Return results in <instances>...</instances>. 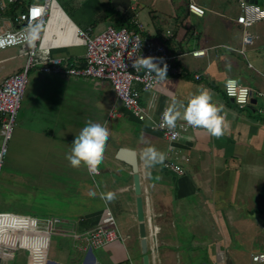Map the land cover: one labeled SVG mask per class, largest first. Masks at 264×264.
I'll return each mask as SVG.
<instances>
[{
  "label": "crops",
  "instance_id": "crops-1",
  "mask_svg": "<svg viewBox=\"0 0 264 264\" xmlns=\"http://www.w3.org/2000/svg\"><path fill=\"white\" fill-rule=\"evenodd\" d=\"M110 1L63 0L65 6L60 4L76 22L94 27L95 15ZM161 1V6L157 3L151 8L153 0H120L128 10L116 9L132 15L142 25L144 36L164 42L190 71L185 76L166 74L152 91L142 93V105L158 116L173 99L186 103L204 87L210 90L213 102L224 106L228 127L219 138L192 128L174 142L175 161L184 173L168 170L164 164L146 168L143 149L154 146L167 154L170 142L149 121L138 120L117 102L109 80L40 69L51 56L76 63L84 60L86 47L78 42L70 19L64 15L52 23L37 52L42 74L33 77L31 89H26L16 122L29 139L39 141L41 147L33 161L56 164L50 171L64 173L47 178L71 180L65 181V198L58 201L63 212L43 215H56L64 221L62 230L52 236L49 264H144L134 170L118 158L120 148L136 151L141 196L152 216L150 232H146L150 264H264L253 260L254 254L264 252V97L255 95L250 105L240 107L224 92L228 78L264 91V20L252 27L256 40L241 53L236 49L242 47L244 31L232 21L240 11L237 0H196L206 8L204 16L190 13L188 0ZM252 1L264 7V0ZM15 26L10 8L0 14V32ZM167 30L171 35H166ZM27 48L0 50V81L24 66ZM204 48L205 54L192 55L193 50ZM195 73L201 78L196 79ZM115 105L121 115L109 118L108 111ZM89 120L107 121L110 128L102 171L108 169L107 164H116L127 173L121 182L107 186L108 192L118 194L113 199L120 212L117 221L127 239L105 248L78 250L70 230L93 228L107 207L112 210L93 191L89 181L95 175L84 165L72 168L65 159ZM21 257L17 261L25 264V254Z\"/></svg>",
  "mask_w": 264,
  "mask_h": 264
},
{
  "label": "built area",
  "instance_id": "built-area-1",
  "mask_svg": "<svg viewBox=\"0 0 264 264\" xmlns=\"http://www.w3.org/2000/svg\"><path fill=\"white\" fill-rule=\"evenodd\" d=\"M18 1L20 0H0V14ZM237 2L240 11L232 18V21L241 25L244 34L242 47L233 49L245 53L246 46L253 44L256 40L252 27L264 20V7L252 0H237ZM187 9L198 16H204L207 11L196 0H188ZM64 15L73 23L78 42L84 43L86 47L84 60L82 63H76L65 61L60 56H51L40 65V69L47 73L109 80L117 102L138 120L149 121L151 127L161 131L170 142L171 148L167 152L164 167L179 174L184 173L182 165L175 161L174 142L193 127L179 119L175 129L159 127L167 107L163 108L158 116H154L142 105L141 95L144 91H152L160 80L155 78L154 72L149 73L143 68L137 71L133 68V63L138 57H152L153 62L159 67L167 66V75L190 74V71L178 59V54L172 52L164 42L144 36L142 25L137 22H135L136 28L117 27L110 24L100 31H95L92 26H84L76 22L64 10L59 0H28L14 19L16 26L0 32V50L12 46L28 45L24 66L0 81V128L4 138L0 147V175L7 152V142L12 136L28 86L29 72L38 64V49L49 26ZM32 25L40 26L41 39L29 45L24 40V36L26 30ZM166 35H171V30H167ZM203 54H205V48L192 51L193 56ZM194 77L200 79L201 74L195 73ZM224 92L240 107L250 105L255 95L264 97V91L244 85L236 78L226 80ZM120 115L121 110L116 105L108 111L109 118H116ZM63 222V219L56 215L40 217L29 213L0 211V264H14L18 252L25 254V264H49L52 236L62 230ZM70 235L74 247L78 250L105 248L113 242L118 240L124 242L127 239L120 230L116 216L108 207L96 226L84 231L73 228L70 230ZM253 260L263 262L264 252L254 254Z\"/></svg>",
  "mask_w": 264,
  "mask_h": 264
},
{
  "label": "rangeland",
  "instance_id": "rangeland-1",
  "mask_svg": "<svg viewBox=\"0 0 264 264\" xmlns=\"http://www.w3.org/2000/svg\"><path fill=\"white\" fill-rule=\"evenodd\" d=\"M59 1L62 6H65L63 0ZM175 1L180 2L182 0ZM110 2L111 3L108 4L106 3L99 13L95 15V18L93 19L94 30H101L108 24L115 25L118 15L121 14V12L116 11V9L120 11H122L121 8L128 10L126 4L124 2L121 3L120 0H111ZM161 2V0H153V3H150L149 5H151V8H156L157 3L158 6H161ZM115 3L118 4L116 5ZM111 12L114 14L112 15ZM39 74L42 73L37 66L30 70L27 91L31 89L32 78L37 77ZM18 116L19 115H17L16 118L17 123ZM17 123L14 125L12 136L7 142V152L3 159V166L0 175V211L29 213L39 216L52 213H62L63 210L60 207H62L63 204L58 201H63L62 199L65 198V195L63 194L65 190L63 188L65 186V181L71 183V180H65L64 178L58 177L47 178L50 174L64 175V173H52L50 171L56 164L47 162L36 163L33 161L35 158L33 155L34 153H37V147H41L38 146L39 141L36 139H29L27 133L22 127L17 126ZM3 140L4 138L0 133V147L3 144ZM102 165L103 163L99 165L100 173L93 174L95 177L93 179L90 178L91 180L89 182L92 183L93 191H96L97 194H99V202L102 204H108L112 208L116 219H118L120 212L115 210L116 205L114 202L116 201L107 200L104 198V194L109 193L107 190V186H109L108 183L121 182V178L126 176L127 173L122 165L107 164L106 167H108V169L103 171ZM130 172L133 171H129V174ZM115 195L118 194L115 193ZM142 198L145 211L144 221L146 232L147 229L150 232L149 222L152 219V216L149 215V212L146 209V198ZM116 200H119V198ZM148 237H150L149 233ZM21 255L24 256V253H17L15 264H22V262L17 261ZM23 256L21 258H23Z\"/></svg>",
  "mask_w": 264,
  "mask_h": 264
},
{
  "label": "clouds",
  "instance_id": "clouds-1",
  "mask_svg": "<svg viewBox=\"0 0 264 264\" xmlns=\"http://www.w3.org/2000/svg\"><path fill=\"white\" fill-rule=\"evenodd\" d=\"M41 39L39 25H32L26 30L24 40L33 45ZM133 68L139 71L146 69L149 73H155L157 80L166 78L167 66L159 67L153 62L152 57H138L133 63ZM230 70V66H229ZM178 119H182L187 125L193 128H202L211 136L219 138L228 127L224 106L213 102L209 89L201 87L185 103L173 99L165 109L159 127L175 129ZM108 122L87 121L71 145V151L65 155V159L72 168H79L81 165L87 167L90 174L99 171V165L103 161L105 148L110 137ZM146 168H153L156 165H163L167 154L156 149L154 146L145 147L142 152ZM95 195V193H91ZM107 200L115 199V193L104 194Z\"/></svg>",
  "mask_w": 264,
  "mask_h": 264
},
{
  "label": "water",
  "instance_id": "water-1",
  "mask_svg": "<svg viewBox=\"0 0 264 264\" xmlns=\"http://www.w3.org/2000/svg\"><path fill=\"white\" fill-rule=\"evenodd\" d=\"M118 158L121 160H125L129 164L132 165L134 170V184H135V191L137 194V214L138 219L140 221V234L142 236V250L144 253V264H150V259L148 255V242L146 237V225H145V214H144V206L143 200L141 196V182H140V175H139V166L136 151L127 148H120L118 151Z\"/></svg>",
  "mask_w": 264,
  "mask_h": 264
},
{
  "label": "trees",
  "instance_id": "trees-1",
  "mask_svg": "<svg viewBox=\"0 0 264 264\" xmlns=\"http://www.w3.org/2000/svg\"><path fill=\"white\" fill-rule=\"evenodd\" d=\"M24 7H25V0H20V1H18V2H16V3L11 5L10 12L12 14L13 19H15V17L18 14V12L22 11V9ZM111 14L113 15L114 13L111 12ZM115 26H117V27L126 26L128 28H136V24H135V22L132 19V15L125 14L123 12H121V14L118 15V18L116 19Z\"/></svg>",
  "mask_w": 264,
  "mask_h": 264
}]
</instances>
